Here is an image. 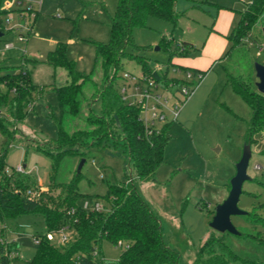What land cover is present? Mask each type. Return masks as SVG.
<instances>
[{
    "label": "rangeland",
    "instance_id": "obj_1",
    "mask_svg": "<svg viewBox=\"0 0 264 264\" xmlns=\"http://www.w3.org/2000/svg\"><path fill=\"white\" fill-rule=\"evenodd\" d=\"M251 1L177 0L176 25L151 15L145 26L133 30L134 41L141 46V50L134 52L145 56L149 66L163 77L158 81L159 88L153 91L169 103L181 94L176 86L169 84L181 79L192 80L187 76L191 70L178 65L180 56L172 54L179 51V44H193L194 52L189 55L210 60L177 117L165 109L167 118L156 121V127L165 128L169 137L156 179H134L141 196L160 220L165 243L178 251L180 264H196L197 250L210 234L218 233L210 222L217 205L229 194V182L242 157L252 114L251 107L229 85L228 75L241 76L258 90L255 63H264V48L258 54L259 48L264 47V14L240 45L234 47L233 41L226 38L229 43L221 57L204 54L203 46L214 30L230 28L231 32L236 28L240 11ZM117 3L118 0H42L37 5L36 16L27 13L24 19L19 12H13L11 22L5 24L0 36V75L29 70L36 84L21 118L17 113L0 109L11 127L10 137L2 134L0 139L7 170L12 173L22 166L45 187L43 190H49L47 185L53 175L58 183H63L80 173L78 204L82 206L91 207L96 200L106 204L102 196L109 184L131 179L135 172L130 166L128 150L112 142L104 145L108 142L104 139L102 145L93 144L81 154H64L54 167L53 157L43 149L57 151L60 120L72 134L92 128L87 121L91 109L97 114L102 112L100 92L105 85L104 69L95 41L110 39V24ZM20 28L24 40L19 38ZM58 41L67 42L68 57L75 61L76 70L90 75L82 86L77 114L62 110L58 102L55 88L70 81L65 68L48 61V54ZM122 62L123 68L114 80L119 93L125 85L126 73L141 75L144 70L135 56ZM136 83L141 90L135 89V81L130 80L128 95L140 94L147 87L142 79ZM0 86L5 89L4 85ZM153 101L156 100L151 97L149 103ZM147 113L142 111L141 115L144 117ZM251 151L250 179L243 184L238 205L248 212L257 209L264 214V130L256 135ZM54 191L57 194L60 189ZM232 222L240 232L253 234L262 229L252 225L246 214L233 215ZM46 231L41 214L0 216V241L14 245L9 264H26L37 250L36 235ZM52 233L54 242L60 243L62 232ZM228 242L239 255L264 261V247L252 238L230 233ZM101 249L107 259L114 260L120 257L123 247L104 240Z\"/></svg>",
    "mask_w": 264,
    "mask_h": 264
},
{
    "label": "trees",
    "instance_id": "obj_2",
    "mask_svg": "<svg viewBox=\"0 0 264 264\" xmlns=\"http://www.w3.org/2000/svg\"><path fill=\"white\" fill-rule=\"evenodd\" d=\"M5 1L0 0V31L3 33L7 13ZM176 2L118 0L110 24V39L107 42L95 41L96 53L101 57L104 69L105 85L100 92L102 112L97 114L91 109L87 121L92 128L72 134L60 120L55 145L57 151L43 149L53 157V166L56 167L64 154H81L93 144L102 145L104 139L108 141L104 145L112 142L116 147H125L135 173L128 182L109 184L106 194L102 196L106 201L102 208H96L98 200L91 207L78 204L81 195L78 186L80 173L63 183H58L53 175L47 185L49 190L41 191L37 179L24 169L8 172L5 151L0 149V216L37 213L44 217L47 226L45 233L36 235L39 239L37 250L26 264H180L178 251L165 243L159 218L134 183L135 178L143 181L156 179L169 140L167 131L165 128L147 131L140 119L139 107L125 102L114 87L117 73L123 68L122 60L129 56L137 57L146 74H154L145 56L134 52L141 50V46L135 43L133 30L145 26L151 15L165 18L176 25ZM240 13L237 27L228 35L234 47L250 36L253 25L263 16L264 0H252ZM166 43L169 44L168 41ZM179 46V51H174L173 55L186 56L194 48L191 43ZM48 61L67 70L70 81L55 90L62 110L77 114L82 86L90 79V75L76 70L75 61L68 57L65 41H58L49 52ZM228 83L251 107L252 114L245 137V143L251 145L256 135L264 130V94L243 77L232 73L228 75ZM0 85L5 86V89L0 86V109L17 113V117L21 118L24 106L30 102L29 96L36 88L30 71L21 69L2 74ZM0 131L1 135L10 137L11 127L1 113ZM116 134H120V137ZM74 145H78V149L73 148ZM262 184L264 186V182ZM229 186L231 188L230 182ZM58 188L60 192L55 194L54 190ZM29 190L38 191L37 196H31ZM246 216L252 225H259L262 229L253 234L241 232L240 236L250 237L264 247V214L253 209ZM66 224L73 230L71 239L56 243L48 238L49 232L59 231ZM229 235V232L210 234L197 250L196 264H264V261L239 255L228 242ZM104 240L123 247L119 258L111 260L104 256L101 249ZM11 245L0 241L1 264H9L10 253L14 249V245Z\"/></svg>",
    "mask_w": 264,
    "mask_h": 264
},
{
    "label": "built area",
    "instance_id": "obj_3",
    "mask_svg": "<svg viewBox=\"0 0 264 264\" xmlns=\"http://www.w3.org/2000/svg\"><path fill=\"white\" fill-rule=\"evenodd\" d=\"M42 0H6L4 3V7L7 10V13L5 15L6 18H4V24L11 22V15L13 12H19L20 15L26 19V14L28 13L31 16H36L39 12V9L37 8V5H41ZM9 16V17H8ZM6 19V20H5ZM5 26V25H4ZM23 26H26L25 24ZM6 27V26H5ZM27 27V26H26ZM29 29V27H28ZM21 33L19 35V38L21 40H24L25 35L22 33L23 30L20 28ZM264 46V44L262 45ZM264 47L259 48L258 54L261 53L262 49ZM157 72L156 70L153 71ZM158 73V72H157ZM159 74V73H158ZM160 75V74H159ZM187 76L189 79L192 80H184L181 79L177 83H171L169 85L176 86L177 90L181 91L180 96H176V99L169 103L167 98L162 99L160 94H157L153 91V89L159 88L158 81L163 79V77L160 75V79H157L154 74L148 75L144 71L141 75H136L133 73H126L125 74V85L121 88V96L123 100L131 105H136L140 109V119L144 123L147 131L153 132V130L156 127V121L157 120H165L167 118V114L165 109H168L172 112L174 117H177L181 105L186 100V97L189 96L192 92V86L194 84H197L198 81L203 77V73L201 71H188ZM131 78V79H130ZM129 79V80H128ZM143 80L145 84L147 85L146 88L143 89V91L140 94L132 93L128 95L127 91V83L130 82V80L135 81V89L141 90L140 85L136 83L138 80ZM138 97H140L138 99ZM151 97L155 98V102L153 101L151 104L149 103V99ZM142 111L148 112L144 117L141 115ZM1 139V134H0ZM259 168V165L257 166ZM19 170H23V167L20 166L18 168ZM40 183V182H39ZM41 184V183H40ZM45 187L41 184L40 190H43ZM29 193L31 196L35 197L38 194V191L36 190H29ZM85 207H89L86 205ZM97 209L102 208V205L97 203L96 205ZM59 232H62L61 235V241L65 242L72 238L73 236V230L69 225H64ZM48 238L51 240H54L55 236L52 232H49L47 234ZM35 241L38 243L39 239L36 237ZM121 242L119 243V245Z\"/></svg>",
    "mask_w": 264,
    "mask_h": 264
},
{
    "label": "water",
    "instance_id": "obj_4",
    "mask_svg": "<svg viewBox=\"0 0 264 264\" xmlns=\"http://www.w3.org/2000/svg\"><path fill=\"white\" fill-rule=\"evenodd\" d=\"M3 32L0 31V36ZM256 76L258 78L256 85L258 90L264 94V63H255ZM154 76L160 79V75L154 72ZM252 155L251 145L245 143L243 154L236 166V174L232 177L228 196L223 202L219 203L216 207L215 214L210 222V226L218 232H230L240 235V231L232 222L233 215H244L248 211L239 207L238 203L240 196L243 192V184L246 180L250 179L248 174L249 161Z\"/></svg>",
    "mask_w": 264,
    "mask_h": 264
},
{
    "label": "crops",
    "instance_id": "obj_5",
    "mask_svg": "<svg viewBox=\"0 0 264 264\" xmlns=\"http://www.w3.org/2000/svg\"><path fill=\"white\" fill-rule=\"evenodd\" d=\"M231 27V26H230ZM229 29L226 30H214L212 34H210L208 40L205 42L203 46L204 54L210 55L214 58L221 57L222 54L225 52L226 47L228 46V35L232 32H229ZM229 39V38H228ZM230 40V39H229ZM220 45L216 47L215 45ZM195 47L193 48V50ZM194 51H190L192 53ZM192 54H187L186 56L178 57V61L176 62L178 65L183 67H188L192 69H196L199 71H204V69L208 66L210 60L205 59L203 56H191Z\"/></svg>",
    "mask_w": 264,
    "mask_h": 264
}]
</instances>
